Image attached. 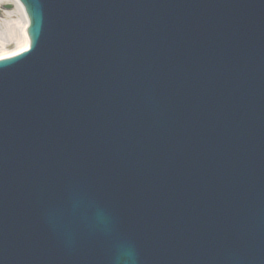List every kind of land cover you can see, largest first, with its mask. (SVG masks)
I'll list each match as a JSON object with an SVG mask.
<instances>
[{"label":"water","instance_id":"1","mask_svg":"<svg viewBox=\"0 0 264 264\" xmlns=\"http://www.w3.org/2000/svg\"><path fill=\"white\" fill-rule=\"evenodd\" d=\"M20 1L0 264H264V0Z\"/></svg>","mask_w":264,"mask_h":264},{"label":"rangeland","instance_id":"2","mask_svg":"<svg viewBox=\"0 0 264 264\" xmlns=\"http://www.w3.org/2000/svg\"><path fill=\"white\" fill-rule=\"evenodd\" d=\"M10 13V17L5 19L4 13ZM21 16V15H20ZM16 13V7L14 3H11L10 0H0V54L12 52L17 49L22 43L24 38V24L20 20V17ZM23 16V15H22ZM16 29V37L13 39H7L8 29L5 26V23Z\"/></svg>","mask_w":264,"mask_h":264},{"label":"bare ground","instance_id":"3","mask_svg":"<svg viewBox=\"0 0 264 264\" xmlns=\"http://www.w3.org/2000/svg\"><path fill=\"white\" fill-rule=\"evenodd\" d=\"M10 2L14 3V5L16 7V13L19 16L21 15L20 17H22V18L20 20L22 21V23L24 24V27H25V25L27 24V19H26L25 15H24L22 6L20 5V3L17 0H10ZM4 17H5V19L9 18L10 17V13L9 12L4 13ZM3 23H5V26L8 29V31H7V33H8L7 39H13L14 37H16L17 35H16L15 27L14 26H13V28L9 27L6 24V21H4ZM27 46H28V39H27L26 35L24 34L23 43L17 49H15L12 52L0 54V58L15 54L17 52H20V51L24 50Z\"/></svg>","mask_w":264,"mask_h":264}]
</instances>
